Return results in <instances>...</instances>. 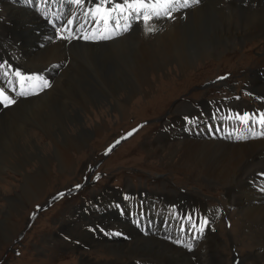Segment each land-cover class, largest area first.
<instances>
[{
  "label": "bare ground",
  "instance_id": "6f19581e",
  "mask_svg": "<svg viewBox=\"0 0 264 264\" xmlns=\"http://www.w3.org/2000/svg\"><path fill=\"white\" fill-rule=\"evenodd\" d=\"M212 1L203 0L190 10L177 14L172 20L160 21L157 25L159 30L154 31L155 33L144 31L145 33L138 36L137 30L101 43L56 40L52 30L37 18L36 13L5 2L8 24H12V28L3 29L9 31L14 42L10 47L9 43L4 42V49L7 51L11 48L19 54L18 60L22 66H40L39 69L31 68L32 71L48 70L49 74H53L54 83L36 97L25 95L24 98L29 97L20 98L16 104L5 109L0 108V179L5 170L8 174L14 172L21 175V181L17 184L1 179L2 194L11 192L14 188H18L19 193H15L13 197H4V212L0 216V238L6 241L13 239L16 225L12 218L22 209L24 201L31 203L42 195L52 168L59 172L72 169V153L79 152L91 134L85 128L86 121L93 122V119L82 118L78 111L89 113L91 106L95 107L96 100H104L111 105L117 116L125 118L127 102L137 94L146 95L152 85L151 77L164 75L169 68L184 72L198 61L209 57L216 58L231 46L236 48L247 36L261 34L264 40V12L248 10L246 14L250 21L246 23L247 31L243 32L237 29L238 25L226 23L222 18L214 19L208 11L210 4L214 3ZM261 1L264 4V0ZM238 5L246 6L245 0L239 1ZM262 10L264 5L260 7V11ZM48 33L51 34L50 37L47 36ZM229 41L233 42L230 47L227 45ZM34 44H38V47ZM261 74L260 76L255 72L252 76L259 81L252 83L258 91L264 89L261 84L264 71ZM69 81L76 83L70 86ZM159 89L160 84L156 87V90ZM119 94L124 95L122 101L117 98ZM73 103H80L78 111L70 108ZM244 112L264 113V101L259 109L244 108ZM24 124L31 125V129L28 131ZM96 128L99 132L100 127ZM259 131H264V126L261 125ZM173 139H176V135ZM39 140H45L46 143H37ZM177 141L170 143L159 138L153 142L152 150L149 151L156 153L164 148L167 149L169 158L173 159L180 149L178 146H181L180 159L170 166L173 170L196 179L204 176L206 181L201 182L208 181L212 186L219 183L222 187L231 188L225 191L226 203L237 208L246 223L245 228L249 230V246L254 248V252L248 254V257L251 260L261 259L264 253V203L260 201L258 192L253 190V184L260 180L264 185L258 175L264 168V136L236 143L211 139ZM32 160H36L38 166L31 170L27 164ZM243 163H248L249 167L258 166L256 169L259 171L243 177L239 169ZM114 197L116 195L109 199ZM164 199L173 201V198ZM90 216L86 221L97 217L94 213ZM107 217L100 216L102 220ZM66 222L64 225L68 228V221ZM84 225L87 224L80 226L78 234L72 233L73 230L69 228L70 233L65 232L70 234L67 236L72 240L78 239L88 244V240L92 238L82 230ZM129 233L132 243L129 242L131 244L128 246L124 245L129 243L122 241H102L103 244H99L105 245L103 247L110 252L114 262L127 259V264L140 261L152 264L224 263L216 250V244L220 240L217 234L206 236L197 249L199 253L188 254L159 238L143 237L132 230ZM127 256L133 257L129 260Z\"/></svg>",
  "mask_w": 264,
  "mask_h": 264
},
{
  "label": "rangeland",
  "instance_id": "374dc122",
  "mask_svg": "<svg viewBox=\"0 0 264 264\" xmlns=\"http://www.w3.org/2000/svg\"><path fill=\"white\" fill-rule=\"evenodd\" d=\"M213 1L214 3H211L208 9L210 12L209 14L213 15L214 17H212L214 19L219 20L222 18L226 23L228 22L233 26L238 25L237 29L243 32L247 31L248 26L246 23L250 21L246 14L248 10L255 11V13L264 12V10L260 11L261 5H264L261 0H245L246 6L238 5V2L241 0ZM9 4L15 7H21L13 2ZM257 4L260 6L257 7ZM5 11V6H0V21L2 23V28L0 29V46L2 49L5 47L3 45L4 42L9 43V47L13 45L14 42L9 31L3 29L5 27L12 28V24H8V14ZM143 33L145 32L142 31V34ZM49 35L51 36V34L48 33L47 36ZM149 42L150 39L148 40V43ZM227 45L230 47L233 45V42L229 41ZM34 46L38 47V44H34ZM27 50H29V48ZM209 58L198 61L195 66L184 72L169 68L164 75L159 74V76L155 75L151 77L152 85L150 89L147 90L146 95L137 94L127 102V116L125 118L117 116L111 109V105L104 100H96L95 107L91 106L89 113L86 114L78 111L80 103H73L70 105V108L78 111L85 120H87V118L93 119V122L86 121L85 124V128L91 131L90 137L79 152L76 154L72 153L73 162L71 170L68 172H59L57 169L52 168V174L45 182L42 195L31 201V203L24 201V208L22 207L19 213L12 218L16 225V233L13 239L6 241L0 238V264H127V259L114 262L110 252L103 247L105 245H99L103 244L102 241L89 239L87 242V245L90 247L89 251V249H79L71 245L72 242L70 244L66 243L62 241V238L59 236L60 229L64 234V231H69V229L73 230L72 233L78 234L80 226L83 225L81 221H86L87 218L91 217L90 214L94 213L90 212L89 216H86L81 211L77 212L79 210H74V212H72V205L79 203L80 200L89 201L91 196L97 195L105 187L109 188L98 194L100 197L104 200H108L110 197L117 196L118 192L112 189V186H122L127 191L146 189L150 192H159V195L153 193L154 195L157 194L167 199L173 198V200L177 198H189L203 201L205 195L210 198L208 201H211L213 204L214 200L212 199L214 198L218 199L222 204L224 202L228 208L226 209L227 214H230V212H228L229 209H231L232 212L231 215H229L231 222L230 228L225 227L224 223L221 222L216 231L217 237L220 239L216 244V250L222 256L223 264H230L229 260L226 262L227 255H224L226 253L230 255V257L232 256L231 261L234 259L232 254L233 251L231 250L232 247L235 248L241 259L239 264H264V253L261 259L251 260V258L248 257V254H253L254 252V248L249 246V230L245 228L246 223L242 220L243 217L239 214L237 208L234 207L233 210V208H229L233 206L226 203L225 191H229L231 188L222 187L219 183L213 184L212 186L208 181L204 182L206 181L204 176H198L196 179L173 170L170 166L180 159L181 146H178L180 149H178L173 159L169 158L167 149L163 148L156 153L149 151L152 150L153 142L159 138L170 143H174V141L177 140L180 141L181 139L199 140L200 138L182 135L184 133L181 134L175 129H166L180 121L178 116L194 114V101L211 98L218 94L217 92L224 90L223 87H229L231 88L230 90H232L233 87L238 93L248 81L247 83L249 85H246L245 88L253 93H257L258 96L264 97V89L258 91V89L254 88L252 85L253 82H259L252 77L255 73L254 71H264V40L261 34L250 37L247 36L241 41V44H237L236 48L231 46L216 58ZM38 67L29 66L28 69H39ZM224 74L230 75V78L225 82L210 87L206 85V83L211 82L212 78L215 76ZM75 83L76 82L69 81L70 86ZM159 84L161 85V89L156 90ZM261 84L264 85V78ZM123 96L124 95L119 94L117 98L122 101L124 99ZM191 101H193L192 104H190ZM241 103L244 105L248 104L242 97L236 101L237 105H242ZM141 121H148V124L130 139H125L120 145L119 141L114 142L118 138L126 135L131 128L136 126L137 122ZM24 127L28 131L31 129V125L28 124H24ZM96 127H100L99 132H97ZM159 130L160 132L158 134ZM178 133L182 135V138H178V135H180ZM35 134L37 137L38 133L36 132ZM175 135L176 139H173ZM44 141L39 140L37 143H46ZM176 143H178V141ZM109 147V152L115 147L117 148L114 149L110 155L104 157ZM37 164L38 162L36 160H32L29 161L27 167L32 170L37 168ZM94 166H96L98 172L105 173V178H103L96 187H84V190L68 203L64 202L68 199L61 201L65 204H61L59 201L54 202L50 206V211L47 212L45 217L41 214L33 225L28 224L30 213L45 205L50 197L59 192H67L68 190L75 189L84 179H88L89 181V173ZM249 166L248 163H243V165L240 166L239 169L243 177L250 176L259 171L256 169L258 166ZM7 172L8 171L5 170V174L1 179L13 184H17V182L21 181L20 174L14 172L8 174ZM1 179L0 185L3 183ZM201 180L204 181L201 182ZM168 181L171 183L169 184ZM180 187L186 189L183 196L180 192ZM253 188L255 192H258V197L260 196L259 198L261 199L260 201L264 203V185L258 180L253 184ZM232 190H235V188H232ZM1 192L2 191H0V216L1 213L4 212V197H13L15 193H19L18 188H14L11 192L6 194H2ZM169 193L171 194L169 195ZM172 194H178L179 196L173 197L171 196ZM229 198L230 196L227 197V199ZM94 199L98 202L97 198ZM102 204L103 203H101V206ZM225 205L223 204V206ZM76 215L77 217H75ZM110 215V213L102 214L104 217ZM66 220L68 221L69 229L64 225V223H67ZM66 235L70 236L68 233ZM21 236L23 238L20 240ZM149 237L161 238L156 234H150ZM131 243L123 245L128 246ZM16 247L21 252L19 256H16L13 252ZM66 249H70L74 252ZM50 251H54V254H51ZM195 253H199L198 250H196ZM132 257L133 256H127L129 260H131ZM192 260H194V258ZM132 262H134V260H132Z\"/></svg>",
  "mask_w": 264,
  "mask_h": 264
},
{
  "label": "snow or ice",
  "instance_id": "6c2138e0",
  "mask_svg": "<svg viewBox=\"0 0 264 264\" xmlns=\"http://www.w3.org/2000/svg\"><path fill=\"white\" fill-rule=\"evenodd\" d=\"M45 2H47V0H45ZM68 2L83 7L86 3V0H68ZM26 3L28 5H33L36 3V0H26ZM198 3H200V0H96L92 8H86L83 11V19L78 25L77 20L79 17L75 15L67 19L66 22L60 27H57L53 21H49V23L52 24V27L56 31L58 38L62 40L80 38L75 35V31L80 30H83L82 35L85 40L91 39L95 35L97 27L100 25H103L105 28L110 27L112 35L119 34L117 32L118 29H122L126 32L131 27V24L127 23L129 17H132L136 20H143L146 26V31L152 32L154 31V27L150 26L149 22L153 19H161L163 17L172 19V13L174 11H178L181 8H190L191 6ZM45 15L47 14L45 13ZM121 19L125 21L123 25L121 24ZM74 27L75 31L73 30ZM65 32H67L68 35H63ZM100 38L110 39L112 37L111 35H101ZM6 66L7 70L0 71V78H7L10 75L17 78L15 81L8 79V84L12 85L11 90L16 93L17 97L35 94L34 92L28 93L24 87L25 81L32 80L33 77H25L20 73L19 70H13L7 61L0 62V69H5ZM37 79L43 80L42 77ZM47 87H50L49 82L47 80H43V88ZM16 103L17 99L13 96H10L5 88L0 87V106L7 108ZM227 118L239 119L242 124H248L251 122L253 125V128L249 129L251 133L250 137L241 134L237 137V139H249L264 136V131L254 130V126L256 124L264 126V113H245L243 115L237 113L235 117L230 115ZM217 131H219V129ZM129 135H131V133ZM77 187H79V185H77ZM207 223L208 222L205 220L202 222V225H207ZM193 227H196V225L193 224ZM200 231H203V227L200 228ZM115 235H120V233H116ZM185 246L191 250V244H187Z\"/></svg>",
  "mask_w": 264,
  "mask_h": 264
}]
</instances>
